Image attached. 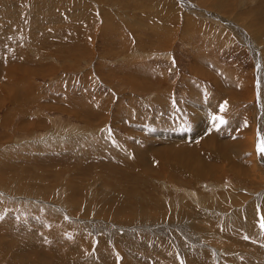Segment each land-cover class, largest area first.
<instances>
[{
	"label": "rangeland",
	"instance_id": "obj_1",
	"mask_svg": "<svg viewBox=\"0 0 264 264\" xmlns=\"http://www.w3.org/2000/svg\"><path fill=\"white\" fill-rule=\"evenodd\" d=\"M262 223L264 0H0V264H264Z\"/></svg>",
	"mask_w": 264,
	"mask_h": 264
},
{
	"label": "bare ground",
	"instance_id": "obj_2",
	"mask_svg": "<svg viewBox=\"0 0 264 264\" xmlns=\"http://www.w3.org/2000/svg\"><path fill=\"white\" fill-rule=\"evenodd\" d=\"M252 44V43H251ZM5 81V80H4ZM194 150V149H193ZM205 168L206 167H202L201 169H200V171L201 170H205ZM196 176H198V175H196ZM215 190V189H214ZM21 191V190H20ZM185 193H187V191L185 192ZM196 199V198H195ZM212 217V216H211ZM144 218H147V216L146 217H144ZM148 219H149V217H148ZM235 219V218H234ZM230 220H232V218L230 219ZM146 221V220H145ZM221 221V220H220ZM117 222V221H116ZM136 222V221H135ZM235 222V221H234ZM238 222V221H237ZM244 223V222H243ZM229 224V223H228ZM231 225V224H230ZM235 225H237V224H235ZM246 225V224H245ZM136 226V225H135ZM242 226V225H241ZM236 227V226H235ZM239 227H240V225H239ZM243 227H244V225H243ZM246 227V226H245ZM114 229V228H113ZM135 230H137V229H135ZM134 230V231H135ZM251 230V229H250ZM160 235V234H159ZM183 235V234H182ZM134 238V237H133ZM150 240V239H149ZM165 242V241H164ZM179 242V241H178ZM184 248V247H183ZM202 248V247H201ZM231 251V250H230ZM225 253V252H224ZM232 253V252H231ZM229 261V260H228ZM230 262V261H229Z\"/></svg>",
	"mask_w": 264,
	"mask_h": 264
},
{
	"label": "snow or ice",
	"instance_id": "obj_3",
	"mask_svg": "<svg viewBox=\"0 0 264 264\" xmlns=\"http://www.w3.org/2000/svg\"><path fill=\"white\" fill-rule=\"evenodd\" d=\"M221 110L223 111L224 109L222 108ZM213 119L214 120H219L220 124H224L225 123V121L222 118H220V117H214ZM261 228L264 229V223L261 224Z\"/></svg>",
	"mask_w": 264,
	"mask_h": 264
}]
</instances>
